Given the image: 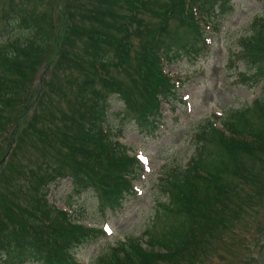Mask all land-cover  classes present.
I'll return each instance as SVG.
<instances>
[{
  "label": "trees",
  "instance_id": "1",
  "mask_svg": "<svg viewBox=\"0 0 264 264\" xmlns=\"http://www.w3.org/2000/svg\"><path fill=\"white\" fill-rule=\"evenodd\" d=\"M10 1L4 17L23 29L0 42V160L13 144L0 165V264H79L74 251L100 231L49 204V185L69 179L73 195L92 193L102 211L123 209L142 167L107 123L111 97L122 102L118 120L155 133L163 104L179 99L181 78L165 65L205 53L212 18L231 0H62L59 20L51 12L58 1ZM253 27L243 57L264 80V22ZM51 51L49 75L34 88ZM220 125H201L187 167L161 184L168 228L157 230L156 216L146 240L126 237L95 264L207 260L214 233L253 203L236 182L264 193V95Z\"/></svg>",
  "mask_w": 264,
  "mask_h": 264
},
{
  "label": "rangeland",
  "instance_id": "2",
  "mask_svg": "<svg viewBox=\"0 0 264 264\" xmlns=\"http://www.w3.org/2000/svg\"><path fill=\"white\" fill-rule=\"evenodd\" d=\"M56 1L59 8L51 12L53 19L59 20L60 13L56 12L64 9H60L62 0H50V5ZM10 3V0H0L1 43L18 40L22 34V27L13 20L8 23L4 17ZM228 8L223 16L212 18L215 28L207 30L205 53L165 65L166 71L178 73L181 78L177 93L181 102L176 100L169 107L163 106L161 124L155 133H139L132 123L118 120L114 114L120 111L122 102L116 96L111 97L107 123L114 126L116 134L121 130V142L142 167L134 181L133 195L128 197L122 210L102 211L90 192L73 195L69 179L49 185V204L66 211L71 220L100 230L97 237L83 242L74 251L73 257L79 264H95L99 256L108 254L126 237L146 240L145 232L155 226L156 216L162 220L156 223V229L168 228L171 221L159 206V202L166 201L161 184L167 173L187 167L200 126L207 120H216L220 126L230 111L242 110L264 95V80L243 57L242 45L243 39L253 35V23L264 22V0H231ZM145 19L152 18L146 16ZM52 56L53 51L40 58L43 64L37 72L34 88L47 79L53 66ZM42 73L46 75L43 78ZM236 184L241 187V198L246 192L250 193L253 203L239 207L238 217L226 222L229 230L221 226L214 233L203 264H264V193L258 194L255 188ZM143 246L153 252L162 249Z\"/></svg>",
  "mask_w": 264,
  "mask_h": 264
},
{
  "label": "water",
  "instance_id": "3",
  "mask_svg": "<svg viewBox=\"0 0 264 264\" xmlns=\"http://www.w3.org/2000/svg\"><path fill=\"white\" fill-rule=\"evenodd\" d=\"M8 155V154H7ZM7 155L3 158V160L2 161H4L5 160V158L7 157Z\"/></svg>",
  "mask_w": 264,
  "mask_h": 264
}]
</instances>
